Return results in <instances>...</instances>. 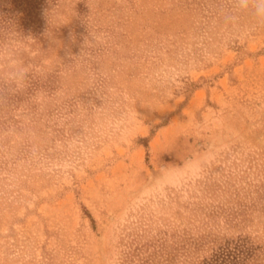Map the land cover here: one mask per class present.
<instances>
[{"label": "rangeland", "instance_id": "rangeland-1", "mask_svg": "<svg viewBox=\"0 0 264 264\" xmlns=\"http://www.w3.org/2000/svg\"><path fill=\"white\" fill-rule=\"evenodd\" d=\"M36 2L20 33L46 74L0 107V264H118L124 231L192 227L212 183L264 159L251 10L229 22L231 0ZM89 31V66L66 68Z\"/></svg>", "mask_w": 264, "mask_h": 264}, {"label": "trees", "instance_id": "trees-1", "mask_svg": "<svg viewBox=\"0 0 264 264\" xmlns=\"http://www.w3.org/2000/svg\"><path fill=\"white\" fill-rule=\"evenodd\" d=\"M33 3L0 0V25L22 32ZM204 193L192 227L137 221L124 231L118 264H264V221L257 219L264 217V159L246 162L237 182L229 175Z\"/></svg>", "mask_w": 264, "mask_h": 264}, {"label": "clouds", "instance_id": "clouds-1", "mask_svg": "<svg viewBox=\"0 0 264 264\" xmlns=\"http://www.w3.org/2000/svg\"><path fill=\"white\" fill-rule=\"evenodd\" d=\"M233 11L226 19L229 22L237 20V12L251 10L258 23H264V0H231ZM53 11H45L48 24L51 25ZM51 35V32L48 33ZM89 38H85L80 53L73 56V63L66 68L85 69L93 58V46L96 41L94 34L89 31ZM45 55L31 35H23L16 31L13 24L0 25V105L10 102V98L24 94L30 87L31 79L44 76L46 73L42 63L37 64L36 58ZM213 157H204L197 171L190 177L194 183L202 179L205 168L210 167Z\"/></svg>", "mask_w": 264, "mask_h": 264}]
</instances>
